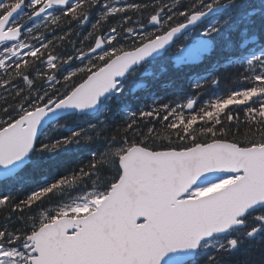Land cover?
<instances>
[{"label":"snow or ice","instance_id":"6c2138e0","mask_svg":"<svg viewBox=\"0 0 264 264\" xmlns=\"http://www.w3.org/2000/svg\"><path fill=\"white\" fill-rule=\"evenodd\" d=\"M161 2L146 24L112 27L106 36L94 37L88 53L81 50L77 56L88 63L64 77L61 93L52 75L47 76L52 91L35 89L29 78L32 62L24 57L57 67L58 57L47 52L52 41L44 32L35 35L41 25L58 27L62 17L83 24L87 8L95 5L102 8V20L142 5L0 0V69L28 86L16 90L15 115L4 108L8 119L0 124V184L9 189L0 196V207L12 205L22 218L45 199L55 204L28 217L27 231L0 228V264H218L216 253H230L246 239L264 236V0H190L176 7ZM25 18L40 24L27 27L21 23ZM123 20L127 25L131 17ZM120 40L131 44L117 46ZM162 61H171L176 70H196L194 89L218 87L229 70L239 85L188 116L183 110H193L196 98L147 111L130 107L137 89L148 87L135 77L158 78L167 71ZM77 72L83 75L73 82ZM10 83L0 78V87ZM234 109L244 112L251 133L243 144L224 138L228 122L239 127ZM121 111L132 119L116 129L120 140L109 139L113 116ZM77 115H90L95 122L89 121L87 129L70 128L37 149L42 130L63 128L65 117ZM136 117L167 122L163 132L181 143L170 141L156 150L160 132L154 127L137 131ZM101 137L104 146L90 152L87 165L15 202V193L25 186L21 173L44 154Z\"/></svg>","mask_w":264,"mask_h":264},{"label":"trees","instance_id":"16d2710c","mask_svg":"<svg viewBox=\"0 0 264 264\" xmlns=\"http://www.w3.org/2000/svg\"><path fill=\"white\" fill-rule=\"evenodd\" d=\"M124 1H126V3H137V4L142 5L143 7L144 6L146 7H144L145 9L141 7L142 10L140 9L138 11L130 9L124 13H118L116 15L109 16L107 19H104L102 21L101 19L102 8L99 5L97 6L95 5L93 7L87 8L88 19L83 24H78L74 20H69L67 18L62 17L59 22L58 27L45 30L43 26L41 25L39 30L36 31L35 35L39 36L41 32H44L46 36V41L53 40L52 44L49 45L47 52L48 54L57 56L58 60L56 61L57 67L55 69H48L45 64L41 63V61H34L33 58L31 57H24V59L32 62V68L29 70L30 72L29 78L33 79V87L35 89H43V90H48V91L54 90L49 87L47 76L55 75V79L59 81L58 84H55V89H58L62 93L64 91V88L62 87V85L65 82L64 80H60V79L67 76L70 72L75 71L79 67H82L84 64L88 63L87 60H84L82 62L80 59L77 58V56L81 50L83 52L87 51L89 47L94 44V37H96L99 32L101 33L105 29L102 32L104 34L108 32V29L112 27H117L118 30L122 29V27L124 26L138 28L139 23L141 22L145 24L147 23V19L152 14L154 6L158 4L162 5L161 0H124ZM163 2H167L173 7H176L177 5H180V4H188L190 3V0H163ZM119 5L121 6L122 4H119ZM57 14L59 15V13ZM89 15L91 16L89 17ZM125 16L131 17V21L127 25H124L123 18ZM97 18L99 19V21H101L100 24L96 23L98 21ZM94 19L96 20V22ZM26 21H27V18H25L24 21H21V23H25ZM94 24L97 25L98 27L96 26L95 28H93ZM109 25L111 27H109ZM27 27H35V25L31 26V24L28 23ZM148 28L149 30H152V28L149 27V25H148ZM120 32H121L120 35H123V32L122 31ZM89 33H92L91 37L89 36ZM62 36L64 37V39L61 40L60 37ZM118 39H119V36H118ZM27 42L30 43V42H36V41L29 39ZM120 44H123L125 47H128L130 46L131 41L130 40H120L117 46H120ZM37 46L39 45L37 44ZM42 51L44 50L42 49ZM69 56L73 57V59L68 60L67 58ZM46 58L47 57L45 56L43 59L46 60ZM66 60L67 62L65 63L64 61ZM170 65H171V61H167V66H170ZM9 71L11 72V69H9ZM188 71L190 70L184 69L183 71H179L178 74H177V71L171 72L172 75L168 73L165 75V77L161 78L162 80H160L159 78L157 79L158 82L157 81L152 82L148 88L136 91L135 94L130 98L129 106L136 108L137 106L140 107L142 104H144L145 105L144 110L147 111V110H151L152 108H159L160 105L158 104L162 105V104H167L168 102L170 106L175 107L177 104H181V102L184 103V100H186L187 97L192 96L193 93L199 96L197 102L201 103L202 101V103H204L205 105L206 102L208 101L207 99L222 95L226 89L237 87L239 85V82L235 79L234 70H229L228 72L229 74L228 73L224 74L221 80V83L218 87H211V86L205 85L201 89L193 88L191 90V88L195 84L198 77L194 75L189 77L190 75ZM41 73L43 74V78H41L40 76ZM185 73H187L188 75ZM82 75H83L82 73L77 72V75L72 77V81L73 82L79 81ZM137 77L138 75L135 78ZM0 78L11 81L10 84L5 85L4 87H0V124H3L8 119V114H11L13 116L15 115V113L12 112V109L17 108L18 102H19V98L16 96V90L20 88L27 90L28 86L25 82L22 81L20 77H15L13 79L8 75V73H5L2 69H0ZM206 92H209V93H206ZM161 94H163V97ZM168 95L169 97H167ZM177 95L178 96L181 95L179 97L181 98L182 101ZM184 95L185 96L187 95L186 98L184 97ZM152 96L153 97L157 96L158 101L155 100V103H154V100L152 101V99H149V98H152ZM168 98L169 99L171 98V99L169 100ZM199 105L196 106L195 112H198L202 107H204V105H202V107H199ZM4 108L9 109L8 114L4 112ZM184 110H183V114L185 116L193 114V113H188L187 111H184ZM234 111H236V114L239 116V127H237L236 121L228 122L225 125V127L226 129H230V131H226L224 138L227 140H231V141L236 140L243 144L249 138H251V133L249 132V126L244 123V119H245L244 112L242 110L237 111L235 109ZM161 113L162 115L165 114L163 112ZM89 116L90 115H77V116L65 117L61 121V123L64 124V127L60 128V130L52 131L51 133H49L50 135H47L46 133V137L45 135L42 136L36 144L37 149H39L40 143H52L56 139H60L62 136L67 135L68 129L70 128H75L77 130L85 129L81 127L82 122H89V118L91 121L95 120L94 117L92 116L89 117ZM131 119L132 117L128 116L125 111L116 113L113 116L111 128L106 133V136L109 139H111L112 137H115L117 140H120L122 137V132L118 134L116 129L121 127L124 123L130 121ZM136 122H137L136 124L137 131L139 132L147 133V129L149 127H154L157 131L160 132V138L156 140L155 145H154L156 150L164 149L166 146H169L170 141H171V145L173 146L179 145L181 143L180 141L176 139L174 135L169 137L168 133L163 132V127L167 122L162 121L158 119L157 117H155V119L154 117H151V118L145 117L143 119L136 117ZM198 125H199V122H198ZM253 131H255L254 126H253ZM88 134L94 135V133H91V132H89ZM130 138L132 137L130 136ZM255 139L258 141L259 136L258 135L255 136ZM148 143L150 147L153 146L151 140H149ZM103 146H104V137H101L98 139H94L93 141H90V142L84 141L78 146L76 145L69 146V149L66 151L61 150L58 153L44 154L43 159L39 160L34 166H29L28 168L24 170V172L21 173V175L25 176L26 178L25 186L22 191H18L15 193V202H19L21 200L26 199L27 196L31 192L37 190L38 188L44 186L47 183L52 182L54 179H58L60 176L70 173L72 170H78L80 167L87 165L89 163V160L91 159L90 152L95 151L98 148H102ZM105 175L111 176L112 172L109 171L105 173ZM0 191H1L0 196L8 194L7 188H5L2 184H0ZM51 205H54V203L52 201L45 199L43 203L39 205V207L34 206L32 211L25 210L22 218H21L20 213H14L11 211L12 205L0 207V228H7L9 231H12L14 229H19L21 231H27L28 228H30L31 226V221L28 219V217L33 216V215H38L39 211L45 208H49ZM9 217H11V219H9ZM250 244L251 246H247L246 248H244V246H240L238 251H233L230 253H225V252L218 253L217 255L218 264H264V236L258 242H251ZM201 264L203 263L201 262Z\"/></svg>","mask_w":264,"mask_h":264},{"label":"rangeland","instance_id":"374dc122","mask_svg":"<svg viewBox=\"0 0 264 264\" xmlns=\"http://www.w3.org/2000/svg\"><path fill=\"white\" fill-rule=\"evenodd\" d=\"M162 66L163 67H165L166 69H167V71H164V72H161L160 74H159V76H158V78H160V80H161V78H163V77H165V75L166 74H168V73H171V72H174L173 71V69H172V65H170V66H167V61H162ZM171 67V68H170ZM193 70H190V71H188L189 73H191ZM196 71V70H195ZM187 72V73H188ZM170 75V74H169ZM52 76H54L55 77V75H52ZM158 78H152L153 80L154 79H158ZM131 79V78H130ZM60 80H64V77L62 78V79H60ZM135 82H136V79H135ZM138 82V81H137ZM136 82V83H137ZM193 98H197V97H194V96H192ZM153 98V100H157L158 99V97H152ZM152 98H150V99H152ZM207 100H209V99H207ZM199 104H201V105H204V103H199ZM147 105V104H146ZM142 106V108L144 109L145 108V105L144 104H142L141 105ZM134 108V107H133ZM195 112V110H193V112H189V113H194ZM89 117H91V116H89ZM89 121H91L90 120V118H89ZM92 122H95V120H92ZM88 124H89V122H82L81 123V127L82 128H85V129H87L88 128ZM47 130H48V132H47ZM54 130H60V128H58V127H49V129L47 128L46 130H45V132H44V135H45V137H46V133H47V135H50L49 133H51L52 131H54ZM43 135V136H44ZM231 141V140H230ZM23 176V175H22ZM53 207H55V204L54 205H51L49 208H53ZM247 246H244V248H246Z\"/></svg>","mask_w":264,"mask_h":264},{"label":"bare ground","instance_id":"6f19581e","mask_svg":"<svg viewBox=\"0 0 264 264\" xmlns=\"http://www.w3.org/2000/svg\"><path fill=\"white\" fill-rule=\"evenodd\" d=\"M124 2H126V1H124ZM130 2H131V1H130ZM138 2H139V1H138ZM96 6H97V5H96ZM121 6H122V5H121ZM160 6H161V4H160ZM92 7H93V6H92ZM142 7H143V6H142ZM98 8H99V7H98ZM143 9H145V8L143 7ZM141 10H142V9H141ZM97 11H98V10H97ZM97 11H96V12H97ZM143 11H144V10H143ZM96 12H95V13H96ZM89 13H90V12H89ZM99 14H100V13H99ZM91 15H93V14H91ZM91 15H89V17H90ZM94 15H95V14H94ZM97 16H98V15H97ZM148 16H149V15H148ZM129 17H130V16H129ZM145 17H147V16H145ZM148 18H149V17H148ZM95 19H96V18H95ZM95 19H94V20H95ZM97 19H98V18H97ZM99 19H100V17H99ZM99 19H98V21H99ZM146 19H147V18H146ZM90 20H91V19H90ZM90 20H89V21H90ZM94 20H93V21H94ZM89 21H88V22H89ZM102 21H103V20H102ZM112 21H113V20H112ZM112 21H111V22H112ZM95 22H96V20H95ZM95 22H94V23H95ZM100 22H101V21H100ZM106 22H107V21H106ZM96 23H97V22H96ZM108 23H110V22H108ZM108 23H107V24H108ZM112 23H113V22H112ZM141 23H142V22H141ZM99 24H100V23H99ZM144 24H145V23H144ZM102 25H103V24H102ZM104 25H105V24H104ZM112 25H113V24H112ZM136 25H137V24H136ZM97 27H98V26H97ZM102 27H103V26H102ZM105 27H106V26H105ZM109 27H111V26L109 25ZM99 28H100V27H99ZM100 29H101V28H100ZM100 29H99V30H100ZM102 30H103V29H102ZM104 30H105V29H104ZM104 30H103V31H104ZM103 31H102V32H103ZM108 31H109V29H108ZM54 32H55V31H54ZM98 32H99V31H98ZM102 32H101V33H102ZM99 33H100V32H99ZM99 33H98V34H99ZM101 33H100V34H101ZM120 33H121V32H120ZM102 34H103V33H102ZM52 36H53V35H52ZM50 38H51V37H50ZM47 40H48V39H47ZM52 41H53V40H52ZM54 46H55V44H54ZM52 48H53V47H52ZM68 49H69V48H68ZM194 71H195V70H193L191 73H189V75H190L189 77H191V76L193 75V72H194ZM170 74L172 75V73H170ZM177 74H178V72H177ZM185 74H187V73H185ZM185 74H184V75H185ZM228 74H229V73H228ZM187 75H188V74H187ZM167 76H168V75H167ZM167 76H166V77H167ZM179 76H180V74H179ZM182 77H183V76H182ZM172 78H173V77H172ZM158 79H159V78H158ZM188 79H189V78H188ZM154 80H157V79H154ZM161 80H162V79H161ZM182 80H183V79H182ZM136 81H137V80H136ZM171 81H172V80H171ZM171 81H170V83H171ZM157 82H158V81H157ZM186 82H187V81H186ZM173 84H174V83H173ZM183 84H184V83H183ZM183 84H182V85H183ZM191 84H192V83H191ZM158 85H159V84H158ZM153 86H154V85H153ZM187 86H188V85H187ZM158 87H159V86H158ZM189 87H191V86H189ZM189 87H188V88H189ZM186 88H187V87H186ZM168 89H169V88H168ZM172 89H173V88H172ZM175 89H176V88H175ZM184 89H185V88H184ZM192 89H193V87L191 88V90H192ZM150 90H151V89H150ZM157 90H158V89H157ZM191 90H190V91H191ZM170 91H171V90H170ZM179 91H180V90H179ZM164 92H165V91H164ZM182 92H184V91H182ZM186 92H187V91H186ZM152 93H153V91H152ZM156 93H157V92H156ZM158 93H159V92H158ZM162 93H163V92H162ZM167 93H168V92H167ZM188 93H189V92H188ZM190 93H191V92H190ZM206 93H209V92H206ZM180 94H181V93H180ZM186 94H187V93H186ZM200 94H201V93H200ZM154 95H155V93H154ZM161 95H162V97H163V94H161ZM181 95H182V94H181ZM181 95H179V96H181ZM193 95H196V94L193 93ZM203 95H204V94H203ZM150 96H151V95H150ZM150 96H149V97H150ZM157 96H158V94H157ZM157 96H155V97H157ZM159 96H160V95H159ZM164 96H165V94H164ZM174 96H175V95H174ZM177 96H178V95H177ZM179 96H178V97H179ZM186 96H187V95H186ZM186 96L184 95L185 98H186ZM204 96H205V95H204ZM207 96H208V95H207ZM152 97H153V96H152ZM167 97H169V95H168ZM184 97H183V98H184ZM194 97H197V96H194ZM179 98H180V97H179ZM149 99H150V98H149ZM149 99H148V100H149ZM168 99H169V98H168ZM170 99H171V98H170ZM170 99H169V100H170ZM175 99H176V98H175ZM203 99H204V98H203ZM173 100H174V98H173ZM178 100H179V99H178ZM180 100H181V98H180ZM152 101H153V98H152ZM157 101H158V100H157ZM160 101H161V100H160ZM181 101H182V100H181ZM184 101H185V100H184ZM169 102H170V101H169ZM177 102H178V101H177ZM179 102H180V101H179ZM201 102H202V101H201ZM154 103H155V100H154ZM157 103H158V102H157ZM159 103H160V102H159ZM161 103H162V102H161ZM181 103H182V102H181ZM197 103H199V102H197ZM167 104H168V102H167ZM155 105H156V104H155ZM158 105H161V104H158ZM172 105H174V104H172ZM204 106H205V105H204ZM201 107H202V106H201ZM184 111H186V110H184ZM188 113H189V112H188ZM188 113H186V114H188ZM161 116H162V113H161ZM154 119H155V117H154ZM163 148H164V147H163ZM157 150H158V149H157ZM161 150H162V149H161ZM25 179H26V178H25ZM7 190L9 191V189H7ZM0 192H1V191H0ZM224 255H226V254H224ZM223 257H224V256H223ZM227 257H229V256H227Z\"/></svg>","mask_w":264,"mask_h":264},{"label":"flooded vegetation","instance_id":"af4514ba","mask_svg":"<svg viewBox=\"0 0 264 264\" xmlns=\"http://www.w3.org/2000/svg\"><path fill=\"white\" fill-rule=\"evenodd\" d=\"M253 2H254V3H258L259 0H253ZM161 6H162V5H161ZM260 237H261V235L258 234L257 237H255V238H253V239H246L241 245L244 244V245H246V246H250V245H249L250 241H255V242H256V241L259 240ZM241 245H240V246H241ZM240 246H239V247H240ZM239 247H238V248H239ZM238 248H237V249H238Z\"/></svg>","mask_w":264,"mask_h":264},{"label":"water","instance_id":"95a60500","mask_svg":"<svg viewBox=\"0 0 264 264\" xmlns=\"http://www.w3.org/2000/svg\"><path fill=\"white\" fill-rule=\"evenodd\" d=\"M33 20H35V18H34ZM28 21H29V20H28ZM31 21H32V20H31ZM44 130H45V129H44ZM44 130H42V132H41V134H40V137H41V135H42V133H43ZM40 137H39V138H40ZM229 142H232V141H229ZM217 175H219V174H217Z\"/></svg>","mask_w":264,"mask_h":264}]
</instances>
